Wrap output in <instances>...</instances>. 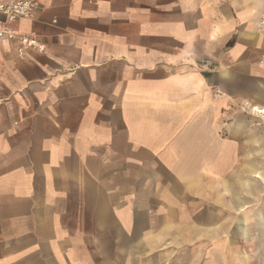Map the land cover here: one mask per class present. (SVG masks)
Returning a JSON list of instances; mask_svg holds the SVG:
<instances>
[{
	"label": "crops",
	"instance_id": "0c3cea01",
	"mask_svg": "<svg viewBox=\"0 0 264 264\" xmlns=\"http://www.w3.org/2000/svg\"><path fill=\"white\" fill-rule=\"evenodd\" d=\"M34 2L42 49L0 40V264H264V0Z\"/></svg>",
	"mask_w": 264,
	"mask_h": 264
},
{
	"label": "built area",
	"instance_id": "2783aa9c",
	"mask_svg": "<svg viewBox=\"0 0 264 264\" xmlns=\"http://www.w3.org/2000/svg\"><path fill=\"white\" fill-rule=\"evenodd\" d=\"M35 9L34 0H0V40L17 41L19 56H23L29 48L42 49L35 40L16 28L20 21L31 18ZM262 25L264 26V22Z\"/></svg>",
	"mask_w": 264,
	"mask_h": 264
},
{
	"label": "rangeland",
	"instance_id": "374dc122",
	"mask_svg": "<svg viewBox=\"0 0 264 264\" xmlns=\"http://www.w3.org/2000/svg\"><path fill=\"white\" fill-rule=\"evenodd\" d=\"M264 117V114H262V118ZM262 188V187H261ZM262 203H255V205H254V209L255 210H258V209H260L261 208V205ZM252 241H259V237H258V235H257V233H255L254 235H253V240ZM242 252L243 253H245V252H247V253H249V254H251V255H256V250H254V249H250V250H242Z\"/></svg>",
	"mask_w": 264,
	"mask_h": 264
},
{
	"label": "bare ground",
	"instance_id": "6f19581e",
	"mask_svg": "<svg viewBox=\"0 0 264 264\" xmlns=\"http://www.w3.org/2000/svg\"><path fill=\"white\" fill-rule=\"evenodd\" d=\"M256 111L258 112V113H263L264 111H260V110H258V109H256ZM262 224V223H261ZM264 226V225H263ZM264 229V228H263Z\"/></svg>",
	"mask_w": 264,
	"mask_h": 264
}]
</instances>
